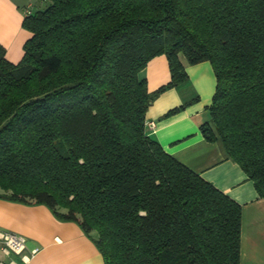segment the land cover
<instances>
[{
  "label": "trees",
  "instance_id": "1",
  "mask_svg": "<svg viewBox=\"0 0 264 264\" xmlns=\"http://www.w3.org/2000/svg\"><path fill=\"white\" fill-rule=\"evenodd\" d=\"M24 16L16 64L0 45V199L44 205L103 264H239L241 206L146 131L150 103L209 62L219 142L264 199V0H46ZM164 56L170 80L140 72ZM194 99L169 110L184 109Z\"/></svg>",
  "mask_w": 264,
  "mask_h": 264
},
{
  "label": "crops",
  "instance_id": "2",
  "mask_svg": "<svg viewBox=\"0 0 264 264\" xmlns=\"http://www.w3.org/2000/svg\"><path fill=\"white\" fill-rule=\"evenodd\" d=\"M44 3L46 0H0V45L9 62L20 61L23 45L30 37L22 27L24 9L31 6L33 13ZM181 61L188 80L151 102L145 119L154 127L146 125V131L166 153L241 206L239 264H264V199L241 168L227 157L221 144L207 142L199 130L210 119L208 107L216 86L212 67L209 62L189 65ZM139 76L145 79L149 93L167 84L170 73L166 58L151 59ZM192 99L181 111L165 116ZM0 231L23 236L27 251L38 249L24 260L0 252V264H103L93 239L78 224L57 219L44 205L0 199Z\"/></svg>",
  "mask_w": 264,
  "mask_h": 264
},
{
  "label": "built area",
  "instance_id": "3",
  "mask_svg": "<svg viewBox=\"0 0 264 264\" xmlns=\"http://www.w3.org/2000/svg\"><path fill=\"white\" fill-rule=\"evenodd\" d=\"M31 6L24 9V14L31 13ZM150 127H154V123H148ZM38 249L33 248L27 251L26 239L23 236L12 232L0 231V252L4 255H18L22 260L30 258L37 253Z\"/></svg>",
  "mask_w": 264,
  "mask_h": 264
},
{
  "label": "rangeland",
  "instance_id": "4",
  "mask_svg": "<svg viewBox=\"0 0 264 264\" xmlns=\"http://www.w3.org/2000/svg\"><path fill=\"white\" fill-rule=\"evenodd\" d=\"M46 5H47V4L44 3V4L41 6V8H42V9H45V8H46ZM213 74H214V73H213Z\"/></svg>",
  "mask_w": 264,
  "mask_h": 264
},
{
  "label": "water",
  "instance_id": "5",
  "mask_svg": "<svg viewBox=\"0 0 264 264\" xmlns=\"http://www.w3.org/2000/svg\"><path fill=\"white\" fill-rule=\"evenodd\" d=\"M151 104V103H150Z\"/></svg>",
  "mask_w": 264,
  "mask_h": 264
}]
</instances>
